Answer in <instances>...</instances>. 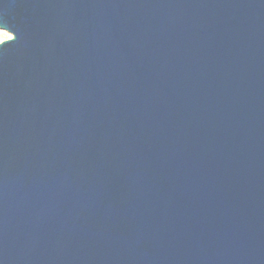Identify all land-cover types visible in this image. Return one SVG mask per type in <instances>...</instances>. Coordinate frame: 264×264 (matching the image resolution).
<instances>
[{
	"label": "water",
	"instance_id": "1",
	"mask_svg": "<svg viewBox=\"0 0 264 264\" xmlns=\"http://www.w3.org/2000/svg\"><path fill=\"white\" fill-rule=\"evenodd\" d=\"M0 264H264V0H0Z\"/></svg>",
	"mask_w": 264,
	"mask_h": 264
},
{
	"label": "rangeland",
	"instance_id": "2",
	"mask_svg": "<svg viewBox=\"0 0 264 264\" xmlns=\"http://www.w3.org/2000/svg\"><path fill=\"white\" fill-rule=\"evenodd\" d=\"M12 37V35L7 32V31H4V30H0V43L5 41V40H8Z\"/></svg>",
	"mask_w": 264,
	"mask_h": 264
}]
</instances>
